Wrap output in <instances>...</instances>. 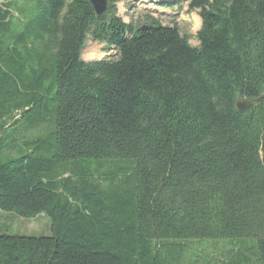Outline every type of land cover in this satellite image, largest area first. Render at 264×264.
Returning <instances> with one entry per match:
<instances>
[{
  "label": "trees",
  "instance_id": "obj_1",
  "mask_svg": "<svg viewBox=\"0 0 264 264\" xmlns=\"http://www.w3.org/2000/svg\"><path fill=\"white\" fill-rule=\"evenodd\" d=\"M119 1L0 0V208L53 230L0 234V264H186L194 240L264 264V0H187L199 46ZM28 118L47 131L8 142Z\"/></svg>",
  "mask_w": 264,
  "mask_h": 264
},
{
  "label": "rangeland",
  "instance_id": "obj_2",
  "mask_svg": "<svg viewBox=\"0 0 264 264\" xmlns=\"http://www.w3.org/2000/svg\"><path fill=\"white\" fill-rule=\"evenodd\" d=\"M180 1L174 7H164L152 0H122L117 3L118 15L127 23L141 22L147 17H155L161 20L164 25L177 24L182 34L189 35L191 43L199 46L198 32L201 28L199 10L190 11L189 1ZM89 54H93L94 57L86 58ZM116 57V49H110L105 43L92 39L87 41L83 50V59L86 61ZM30 123L31 119L28 118L9 128L8 132L12 134V137L8 142L12 139L21 140L25 134L27 137H35L43 135L47 131L48 125H43L28 132L27 127ZM105 169L109 170V167L106 165ZM0 234L49 236L53 234L52 219L44 213L28 218L0 208ZM182 244L184 246L183 258L186 264H221L229 260L240 248L237 241L230 240H194Z\"/></svg>",
  "mask_w": 264,
  "mask_h": 264
},
{
  "label": "water",
  "instance_id": "obj_3",
  "mask_svg": "<svg viewBox=\"0 0 264 264\" xmlns=\"http://www.w3.org/2000/svg\"><path fill=\"white\" fill-rule=\"evenodd\" d=\"M92 3L97 15H102L108 11L110 0H90ZM148 28L147 25L142 26L141 30H146ZM260 98H240L237 101V106L240 110H245L253 107L256 103H258Z\"/></svg>",
  "mask_w": 264,
  "mask_h": 264
},
{
  "label": "bare ground",
  "instance_id": "obj_4",
  "mask_svg": "<svg viewBox=\"0 0 264 264\" xmlns=\"http://www.w3.org/2000/svg\"><path fill=\"white\" fill-rule=\"evenodd\" d=\"M201 18L199 17V24L201 25ZM94 57V55L93 54H89L86 58H88V59H91V58H93Z\"/></svg>",
  "mask_w": 264,
  "mask_h": 264
}]
</instances>
